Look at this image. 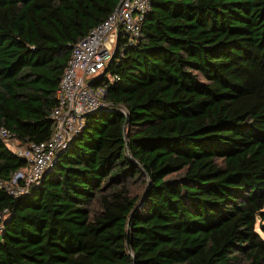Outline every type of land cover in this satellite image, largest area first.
Returning a JSON list of instances; mask_svg holds the SVG:
<instances>
[{
  "label": "trees",
  "instance_id": "1",
  "mask_svg": "<svg viewBox=\"0 0 264 264\" xmlns=\"http://www.w3.org/2000/svg\"><path fill=\"white\" fill-rule=\"evenodd\" d=\"M119 1L0 0L19 142L50 137L72 45ZM91 86L105 106L38 183L0 188V264H264V0H150ZM25 165L0 138V179Z\"/></svg>",
  "mask_w": 264,
  "mask_h": 264
},
{
  "label": "built area",
  "instance_id": "2",
  "mask_svg": "<svg viewBox=\"0 0 264 264\" xmlns=\"http://www.w3.org/2000/svg\"><path fill=\"white\" fill-rule=\"evenodd\" d=\"M149 9L150 0H120L104 20L72 45L70 58L55 90L56 104L51 111L54 125L47 140L19 142L12 131L0 126V138L26 162L8 180L0 179V188L13 196L26 193L38 183L57 153L81 130L85 116L105 106L91 81L107 67L120 35L128 44L136 40L143 16ZM109 79H117V76ZM5 213V210L0 213V232Z\"/></svg>",
  "mask_w": 264,
  "mask_h": 264
},
{
  "label": "rangeland",
  "instance_id": "3",
  "mask_svg": "<svg viewBox=\"0 0 264 264\" xmlns=\"http://www.w3.org/2000/svg\"><path fill=\"white\" fill-rule=\"evenodd\" d=\"M95 91L98 92V95L102 97V94H103L102 88H97Z\"/></svg>",
  "mask_w": 264,
  "mask_h": 264
}]
</instances>
